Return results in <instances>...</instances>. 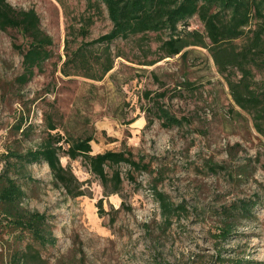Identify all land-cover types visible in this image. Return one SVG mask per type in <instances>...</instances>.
<instances>
[{
    "label": "rangeland",
    "instance_id": "obj_1",
    "mask_svg": "<svg viewBox=\"0 0 264 264\" xmlns=\"http://www.w3.org/2000/svg\"><path fill=\"white\" fill-rule=\"evenodd\" d=\"M8 1L19 9H36L42 27L53 37L54 55L44 71L20 85L19 47H25L27 39L17 29H0V173L4 154L10 148L36 147L51 122L56 124L53 133L69 138L94 134L92 154L129 147L137 158L151 162V171L132 170L137 185L127 178L128 165L115 166L122 170L123 189L106 195L101 179L83 157L62 156V164L73 171L86 193L72 196L55 183L43 160L26 164L23 171L13 169L25 191L23 207L47 214L57 242L34 241L28 232L3 221L0 213V264H14L13 253L28 243L43 258L29 264H219L218 256L227 264L237 258L244 264H264V135L253 115L234 102L208 49L190 46L185 56L159 60L162 38L169 34L151 32L115 41L112 48L121 56L102 80L65 76L60 68L69 26L79 28L81 18L96 9L89 8V0ZM102 7L89 35L76 39L73 48L112 28ZM185 26L205 31L198 15L180 24L181 29ZM149 46L152 50L144 52ZM150 60L159 61L143 64ZM254 74L255 86L264 93V68H255ZM162 93L165 96L159 97ZM158 102L190 123L164 126L155 112ZM148 118L154 122L148 124ZM20 127L29 131L23 134ZM211 163L225 168L214 171ZM158 176L159 189L188 210L170 226L152 193ZM101 198L106 211L118 210L113 224L111 214H99ZM243 202L248 209L241 208ZM225 226L231 233L222 238Z\"/></svg>",
    "mask_w": 264,
    "mask_h": 264
},
{
    "label": "trees",
    "instance_id": "obj_2",
    "mask_svg": "<svg viewBox=\"0 0 264 264\" xmlns=\"http://www.w3.org/2000/svg\"><path fill=\"white\" fill-rule=\"evenodd\" d=\"M102 5L108 11L112 28L73 48L72 43L76 39H85L89 35V27L95 21L94 15L102 12ZM89 8L96 9L97 12L81 18L83 24L79 28L74 24L69 26L66 59L60 68L65 76L81 75L102 80L121 56L112 48L115 41L167 31L169 36L162 38L159 46L162 52L159 60L178 54L185 56L190 46L208 49L219 72L227 79L234 102L253 115L258 131L264 135V93L257 89L254 80V69L264 68V0H89ZM195 15L204 23L205 31L189 30L187 26L180 28L181 23L187 24L188 19ZM254 20L257 21L255 27L252 26ZM0 29H17L27 39V45L19 47L23 53V72L16 78L20 85H25L37 72L44 71L46 61L53 57V37L42 27L41 17L35 8L19 9L8 0H0ZM151 50L149 46L143 51ZM159 60H150L143 64L152 65ZM163 96L165 93L159 94V97ZM156 107V115L166 127L190 123L187 117H178L171 113L163 103L158 102ZM153 122V118H148V124ZM49 128L50 131L36 147L25 151L10 148L4 154L5 164L0 173L2 220L21 233L28 232L34 241L42 245H54L57 238L50 229L45 212L31 211L23 207L25 191L15 174H12L13 169L23 171L26 164L43 160L49 165L55 183L72 196L86 193L73 171L62 164V156H69L71 159L83 157L92 172L101 179L106 195L121 193L123 189L122 170L115 166L128 165L127 178L135 184L137 178L133 171H151V162L145 161L144 157L137 158L129 147L92 154L94 134L69 138L60 132L53 133L56 129L53 122L49 124ZM19 129L23 130V134L29 131L27 128ZM107 166L114 170L110 173ZM209 166L214 171L225 168L217 163ZM19 177H23L22 173ZM159 179L161 176L151 185L152 193L159 203L165 223L170 226L188 210L184 204L176 203L167 192L159 189ZM97 205L101 216L111 214L110 222L113 224L116 221L113 213L118 210L113 208L111 212L106 211L104 198L99 199ZM248 206L246 202L241 204L244 210ZM230 233L229 226L220 230L222 238L228 237ZM42 260L41 252L33 243H28L25 249L16 250L12 255L14 264L39 263ZM226 261L218 256L219 264H227ZM231 264H244V260L233 259Z\"/></svg>",
    "mask_w": 264,
    "mask_h": 264
}]
</instances>
